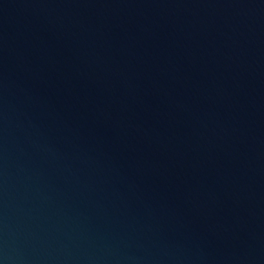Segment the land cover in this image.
I'll return each mask as SVG.
<instances>
[{
  "label": "water",
  "instance_id": "95a60500",
  "mask_svg": "<svg viewBox=\"0 0 264 264\" xmlns=\"http://www.w3.org/2000/svg\"><path fill=\"white\" fill-rule=\"evenodd\" d=\"M0 264H264V0H0Z\"/></svg>",
  "mask_w": 264,
  "mask_h": 264
}]
</instances>
